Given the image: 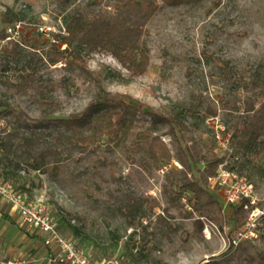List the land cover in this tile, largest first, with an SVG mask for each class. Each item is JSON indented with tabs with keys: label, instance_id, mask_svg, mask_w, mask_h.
Returning <instances> with one entry per match:
<instances>
[{
	"label": "rangeland",
	"instance_id": "obj_1",
	"mask_svg": "<svg viewBox=\"0 0 264 264\" xmlns=\"http://www.w3.org/2000/svg\"><path fill=\"white\" fill-rule=\"evenodd\" d=\"M107 2L0 0V12H19L17 22L22 25L17 42L0 41V132L16 125L18 112L51 127L57 119L80 113L99 91L119 92L131 103L143 102L170 116L179 114L172 123L157 125H152L147 113L139 114L126 145L108 156L100 175L91 172L92 156L66 160L31 172L23 180L29 191L15 185L18 193L28 202L44 205L63 235L93 259L117 257L126 264L127 247L134 243L141 250L136 264L256 262L264 254V237L234 246L231 212L211 207L203 213L192 210V193L181 184L199 182L198 169L205 162L190 171L183 168L175 158L171 133L183 147L186 141L181 134L190 142H208L226 167L238 168L263 192L264 156L236 159L231 135L250 96L239 84L249 79L252 67H264V0H198L180 5L158 1V11L144 27L149 62L141 73H133L105 49L84 55L82 67L68 66L63 60L52 63L50 44L38 35L37 27L48 25L57 32L70 11L112 12ZM14 42L20 49L8 58ZM30 57L41 59L31 78L27 77ZM217 126L229 138L231 153L216 147L213 132ZM145 128L167 144L171 160L157 166L143 149L131 148L135 132ZM167 162L171 166L162 171ZM0 207L7 210L8 204L0 203ZM142 217L147 218L146 224ZM200 225L202 231H198ZM69 226L78 229V237Z\"/></svg>",
	"mask_w": 264,
	"mask_h": 264
},
{
	"label": "trees",
	"instance_id": "obj_2",
	"mask_svg": "<svg viewBox=\"0 0 264 264\" xmlns=\"http://www.w3.org/2000/svg\"><path fill=\"white\" fill-rule=\"evenodd\" d=\"M158 1L167 5H180L198 0H108L107 5L114 8L112 12L100 9L92 14L76 8L64 20L65 33L56 34L54 42L46 40L50 44L48 58L52 63L63 60L68 66L79 64L82 67L84 55L105 49L133 73L143 72L149 62L144 27L158 11ZM20 20L19 12L12 9L0 12V41L7 36L6 27ZM38 35L41 34L38 32ZM61 45L65 47L61 48ZM20 46L14 42L6 56L13 58V53ZM40 61V58H29L27 77H32ZM240 83L239 88L249 92L250 96L246 98L247 108L240 122L234 125L231 139L234 157L244 161L264 156V67H252L249 79ZM124 98L119 92L99 91L97 97L80 113L57 119L51 127L43 121L34 123L25 113L18 112L15 115L16 125L0 132V182L11 183L16 191L15 185H18L21 191L28 192L29 188L23 180L31 172L44 170L49 165L66 160L81 161L89 156H92L89 162L91 172L100 175L99 169L107 164L108 156L126 145L139 114L147 113L152 125L172 123L174 115L179 114L174 112L170 116L146 103H131ZM178 124L183 127L181 121ZM38 127L43 128L37 130ZM171 137L176 144L175 158L183 168L190 171L198 163L205 162V166L198 169L199 182L185 180L181 184L182 189L192 193V210L203 213L206 207H211L220 212L218 198L208 189V177L214 175L223 158L212 152L208 142H190L181 134V138L186 141L183 147L174 132ZM129 145L135 150L143 149L157 166L173 157L167 144L151 128L136 131ZM229 168L240 172L238 168ZM229 212L235 221L234 227L243 224L245 215L240 205H232ZM124 213L129 223L132 222L130 215ZM69 229L74 237L79 236L77 228L69 226ZM198 231H202V225ZM140 251L134 243L127 247L126 264H136L140 259ZM249 264H264V254Z\"/></svg>",
	"mask_w": 264,
	"mask_h": 264
},
{
	"label": "built area",
	"instance_id": "obj_3",
	"mask_svg": "<svg viewBox=\"0 0 264 264\" xmlns=\"http://www.w3.org/2000/svg\"><path fill=\"white\" fill-rule=\"evenodd\" d=\"M38 32L49 41H56V34H64L63 25L57 32L53 27L42 25L37 27ZM7 36L2 42L18 41L22 35L21 22H15L6 27ZM54 33V34H53ZM56 33V34H55ZM64 48L65 45H61ZM221 127L213 132L216 147L231 153L229 138L222 133ZM224 131V130H222ZM178 165L177 162L174 161ZM171 162H167L163 168L167 169ZM208 189L218 198L221 211L229 212L232 205L242 207L245 219L242 225L235 226L231 243L237 246L241 242L255 241L264 237V190L258 192L253 182L235 169L225 166V162L218 164L214 175L208 177ZM0 199L7 202L11 211L18 215L20 221L28 229L42 234V242L48 248L47 260L49 264H122L119 258L93 259L84 252L73 240L63 235L58 222L41 203H31L19 194L11 183L0 182ZM200 220L204 219L200 216ZM142 223H147V218H141ZM205 223V222H204ZM3 264H27V260L20 256L7 259Z\"/></svg>",
	"mask_w": 264,
	"mask_h": 264
},
{
	"label": "crops",
	"instance_id": "obj_4",
	"mask_svg": "<svg viewBox=\"0 0 264 264\" xmlns=\"http://www.w3.org/2000/svg\"><path fill=\"white\" fill-rule=\"evenodd\" d=\"M6 203L0 199V203ZM42 234L32 231L20 221L8 204V209L0 207V264L11 257L27 256V264H49L48 248L42 242Z\"/></svg>",
	"mask_w": 264,
	"mask_h": 264
}]
</instances>
